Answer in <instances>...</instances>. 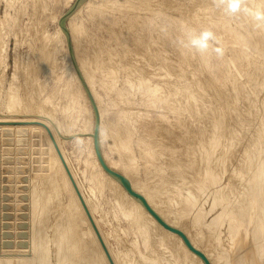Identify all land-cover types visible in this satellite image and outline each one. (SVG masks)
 <instances>
[{"label":"rangeland","instance_id":"1","mask_svg":"<svg viewBox=\"0 0 264 264\" xmlns=\"http://www.w3.org/2000/svg\"><path fill=\"white\" fill-rule=\"evenodd\" d=\"M65 1L67 0H0V122L8 120L7 118L13 115L8 112L6 106L8 102V95L11 92H14V88L15 92L16 90L18 91V97H21L22 100H20V108H24L25 111L27 110L26 112H28L29 109L28 113L24 114L23 110L22 112L17 113L18 118H20L21 121L31 117L39 119L41 115L36 112V110L39 111L40 107L45 106V109H47L48 105L51 108H55L54 110L56 112L59 111L57 112V115L61 120L62 116L64 115V113L62 115V109L65 106L66 108L63 110H68V107L71 108V102L74 97L72 94L73 90L67 83H65V81L67 82L66 78L68 74L64 73L65 68H68V61L65 58L63 59V54L58 50L59 48H57L58 45L56 46L52 42H47L48 44L45 42V45L42 46L44 41H41L43 40V37L49 38L48 36L51 37L54 35V33L57 31V26H59L60 18L73 6L77 0H70L72 3L70 2L71 4L68 7H65V4L69 3V0L67 2ZM87 1L88 0H83L81 5L85 4ZM148 1L149 0H142L137 4L139 7L143 8H138L137 5L135 8V4L132 5L133 8H130L129 6L127 7V0H89L90 5L94 8L96 7V10L89 14L87 12L88 10H86L84 7L78 16V22H81L80 24H82L83 30H81L83 33H81L83 40L81 43H83L85 48H82V50L85 52L83 54L85 57L87 55V61L89 56L90 58L92 57L91 60L93 58L96 59H93V62H91L89 59V62L92 65L89 62L88 63L91 65H89L90 68H92L95 63L92 71L95 73L93 77L96 91L101 100L102 106L107 110L105 123L109 126L107 131L108 136H106L105 139L103 138V141L101 142L103 146L100 144L103 148V152L110 160L116 161L117 163L119 161V164H121L120 166H122V168H126L127 166L128 170H131V173H133V179L137 180V182H140V184H145V186L149 187L148 189H152V192L154 191L156 195L159 194L158 201L162 200L161 203H164L162 208L164 210L166 209V212L169 213H171L173 210L171 213L172 215H169L168 213L167 214L172 216V219L175 218V221L177 220L176 218L178 216L177 223L179 222L184 231H187L188 229L189 235L193 240L196 241L198 246L201 247V245L198 244L201 243V248L203 250L206 248L207 252L211 246L212 249L214 248V250L210 249L208 253L211 254L210 256L213 259H217L218 261L219 259L221 260L220 263L217 260L214 261V264H221V262L222 264H232L238 257L240 258L237 260L241 259L240 261L246 262L243 264H264V33H262L264 31V21H260V25V22L254 18L255 12L259 10L264 12V0H240L242 6L240 9L241 12L238 11L236 13H233L231 10H229L228 5L230 0H179L180 2L178 0H174L175 2L172 0H150L152 1H149L150 3ZM144 2H146V4H143ZM43 5L44 7H41ZM81 5L79 7H81ZM117 5H120V7ZM142 5H145V7ZM245 5L248 6L246 7ZM146 7L149 8L146 10ZM161 8L164 10H161ZM189 8H191L193 11ZM125 9H129L131 13L129 10L125 11ZM136 9L137 13H135ZM161 11H163V13ZM240 13L243 14L241 15ZM194 14H196V16H194ZM190 15L193 19H191ZM53 16L58 17L57 23L55 22V18ZM181 16H186L187 18L183 17L184 19H182ZM225 19L228 21H225ZM37 21H39L41 25ZM190 21H193L194 25ZM180 22L183 25H180ZM227 24L229 25V29ZM102 25L105 26L103 27ZM255 25H257V27H255ZM195 26L196 28L194 29L197 32L194 31V29L190 30V28ZM157 27L159 29H157ZM15 28L18 29L16 30ZM205 30L211 31L214 34L215 39L209 42L210 46L208 51L204 52L202 55L201 53L195 51V49L190 46L189 42L191 38L195 37V35L197 36L200 32ZM239 33L242 34L241 38ZM83 35L85 36L83 37ZM106 41L110 42L108 43ZM239 43L243 46H241ZM49 44H52V47ZM53 44L55 45V48ZM141 44L146 48H144ZM146 44H149L147 45L148 47ZM185 45L189 46L185 47ZM91 48H93V50H91ZM215 48L222 49L223 56H217L214 51ZM52 49L54 53L51 52ZM106 49H108V51ZM39 51L40 53H45H41L43 54V63L41 64L38 62V65L36 62L38 61L37 58H39V55L42 56ZM132 53L134 55H132ZM94 54L96 56H94ZM68 57L71 63L69 53ZM104 58L108 60H105ZM112 58H114L113 61H111ZM200 59L203 60L204 63ZM51 64H53V66ZM17 65H21V67L19 66L21 70L17 67ZM30 65L33 67V69ZM187 65L188 67H186ZM96 66L98 70L96 69ZM228 67H231V69ZM98 72H100V75ZM114 72L117 74L115 75ZM251 72L252 74H250ZM228 73H230V75ZM36 74L38 75L36 76L37 78L34 77ZM61 74L63 77H59ZM104 75L106 77H109L110 75L111 78H106ZM260 75H262L263 78H260ZM186 76L190 77L187 78ZM131 77L134 78L132 79ZM166 77L168 79H166ZM32 78L33 80H31ZM129 79H131L134 83H132L131 80L129 81ZM38 83L40 84L37 85ZM216 83L219 84L217 85ZM107 84L108 86H106ZM182 84L186 87H184ZM63 85L68 86L63 87ZM39 86L42 89H40ZM126 88L127 90H125ZM155 88H157V90ZM252 88H254V90ZM36 89L37 92L38 90L39 92L41 90V93L36 94ZM218 89L220 91H218ZM65 90L68 94L66 95L67 99L66 97L64 98ZM121 90L124 93H122ZM57 91H59V93H57V95L52 98L53 100L50 99L48 101L47 99V102L44 104L46 98L52 96V93ZM247 93L250 94L247 95ZM34 95L37 96V99L34 97ZM25 97L29 100H25ZM70 97L72 99H70ZM173 103L174 107L172 105ZM40 104H43L44 106H41ZM72 115L75 116V113H72ZM87 116V114L79 116L77 123H80L82 119ZM261 117L263 121H261ZM13 128L14 127H11L10 130H0V264H73L74 262V264H102L101 262L103 261H101L102 259L99 258L98 252L95 250L96 247L94 248L95 245L93 243L91 244L90 242L91 240L88 236L89 231H86V226H82V222H77L78 217L80 218V216H78L79 214L77 212L76 213L78 215H76L75 211H73L71 208L73 207V204L71 205L72 202L69 200L70 195L68 190L63 188L65 186H63L62 180L54 174L53 175L56 178L52 176V179L54 178L52 182L49 179L51 174L49 175L50 172L48 171L46 165L48 160L46 155L41 154V152L44 153L42 151L43 140L38 137V140L37 138H34V142H32L33 140H30L29 133L27 131L20 130L19 128L13 130ZM114 129H116V131L118 130L117 133L120 135L117 134ZM159 133L161 134L159 135ZM257 133L261 135H258ZM74 138L75 135H70L68 139L65 138V152L71 164L73 165V168H75V170L77 169L76 171L78 173L79 180L82 181L85 192L90 193V189H96V186H94L92 182L88 181L90 174L89 172L91 171V166L87 164V160H85L88 158V149H85V143L77 144ZM38 142L41 143L39 144ZM43 158L45 160H43ZM133 161L135 163H133ZM172 162L174 163L172 164ZM133 166H135V168ZM54 180H57L56 183ZM158 180L162 183H160ZM51 183L52 186L50 185ZM102 183L103 184L101 185V188H97V191H95L96 195L93 197V199L96 203H98V209L100 210L101 208L102 210H98V215L103 218V230L105 232H109V243L115 252H118V255L120 254L119 251L121 252L119 255L120 257H118L119 259L121 258L120 260L123 261H121L123 264L125 261H129V264H157V262L158 264H173V261L175 264H184V261L185 264H196V262L192 260L191 257L186 255L184 251V253H181L182 249L170 236L168 237L163 235V237H158L162 234L154 232V229H151L152 233L149 232L148 234L146 229L140 231V229L136 227V224H133V221L128 217H124V219V208L122 209L124 205L120 204V207L118 205V203L122 202V197L119 196L118 193L111 192V189L105 185V181ZM55 185H57L56 188L58 187L59 191L55 188ZM154 188L157 191L153 190ZM100 189L102 191H100ZM115 194L117 197H120L118 200L117 197L114 196ZM117 201L119 202L117 203ZM261 201L263 203H261ZM161 203L159 202L160 206ZM184 203L187 205V207H185L186 205ZM67 205L71 206L68 207ZM112 208L114 210H112ZM99 213H101V215ZM186 213L189 214L186 215ZM65 214L67 217L64 216ZM74 215L78 216L76 217L77 220L75 219ZM195 216H197V218ZM232 218L234 220H232ZM199 220L200 225L198 223ZM189 222L192 223L189 224ZM194 222H197V224ZM182 224L185 225V227ZM194 225L198 226L196 227ZM135 231L139 232V234H136ZM141 233H143L142 235L145 236L143 237ZM155 233L158 235L156 237L159 242L156 240ZM191 234H198L196 235L198 237L201 235L202 236L200 237L201 239H199L196 238L195 235L193 236ZM85 235L89 238H86ZM165 238L170 239L168 241ZM86 240L90 241L87 242ZM144 241L146 242L144 243ZM169 242H171V245L172 242L175 244L177 243V246L173 243L174 246L171 248ZM235 252H237V255ZM255 253H258V255ZM216 254L219 259L216 256H213ZM234 254L235 256H233ZM244 254L247 255L248 261L242 260L246 259ZM176 255L178 256L177 259L175 258L177 257ZM220 255H222V257H220ZM249 255L250 257H253V259L250 258ZM231 257H236V259ZM174 258L177 262L174 260ZM190 260L194 262H190Z\"/></svg>","mask_w":264,"mask_h":264},{"label":"bare ground","instance_id":"2","mask_svg":"<svg viewBox=\"0 0 264 264\" xmlns=\"http://www.w3.org/2000/svg\"><path fill=\"white\" fill-rule=\"evenodd\" d=\"M41 1V0H40ZM42 1H44V0H42ZM45 1H47V0H45ZM59 1V0H58ZM64 1V0H63ZM68 1V0H67ZM67 1H65V2H67ZM140 1H142V0H139V1H135V0H127V7L129 6L130 8H133V6L132 5H134V7L140 2ZM144 1H147V0H144ZM150 1V0H149ZM148 1V2H149ZM153 1V0H152ZM152 1H150V2H152ZM172 1H174V0H172ZM171 1V2H172ZM179 1V0H178ZM186 1V0H185ZM205 1V0H204ZM227 1H229V0H227ZM227 1H225V2H227ZM261 1V0H260ZM72 3V1H70L69 0V3H67V4H65V7L67 6H69L71 3ZM147 2V3H148ZM149 2V3H150ZM161 2V1H160ZM175 2V1H174ZM173 2V3H174ZM180 2V1H179ZM224 2V1H223ZM242 2V1H241ZM249 2V1H248ZM53 3V2H52ZM109 3V2H108ZM113 3V2H112ZM170 3V2H169ZM168 3V4H169ZM228 3V2H227ZM263 3V2H262ZM125 4V3H124ZM143 4H146V2H144ZM155 4H157V3H155ZM161 4V3H160ZM246 4V3H245ZM247 4H249V3H247ZM101 5V4H100ZM104 5V4H103ZM106 5V4H105ZM113 5H116V4H113ZM140 5V4H139ZM164 5V4H163ZM173 5V4H172ZM181 5V4H180ZM226 5V4H225ZM112 6V5H111ZM118 6V5H117ZM125 6V5H124ZM138 6V5H137ZM136 6V7H137ZM142 6H144L145 7V5H142ZM147 6H148V4H147ZM150 6H152V5H150ZM159 6H162V5H159ZM165 6V5H164ZM182 6V5H181ZM246 6V5H245ZM248 6V5H247ZM246 6V7H247ZM258 6V5H257ZM263 6V5H262ZM41 7H44V5L43 6H41ZM86 8V10H88L87 12L90 14L92 11H95L96 10V7L94 8V7H92L91 5H90V3H89V0L85 3V4H83V5H81V7H79L76 11H75V13H73V15H71L70 17H69V19H68V21H67V28H68V30H69V32H70V34H71V38H72V42H73V48H74V51H75V56H76V59H77V62H78V64H79V68H80V70H81V72H82V74H83V77H84V79H85V81L87 82V85L89 86V89L91 90V93L93 94V96H94V98H95V101H96V103H97V106H98V108H99V112H100V130H99V139H100V144H101V142L103 141V138L105 139V137L106 136H108L107 135V131H108V128H109V126L105 123V117H106V109L102 106V104H101V100H100V98H99V96H98V93H97V91H96V87H95V82H94V77H93V75L95 74L94 73V71H92L93 69V66L95 65V63H94V65L92 66V68H90V66L92 65L90 62H89V59L91 60V58H90V56L88 57L89 59H88V61L86 60L87 59V55H86V57L84 56V54L83 53H85L84 52V50H82V48H84V45H83V43H81V42H83V40H82V32H81V30H82V24H80L79 22H78V16L80 15V13H81V11H82V9L83 8ZM103 7V6H102ZM105 7V6H104ZM109 7H110V5H109ZM108 7V8H109ZM118 7H120V5L118 6ZM135 7V8H136ZM173 7H174V5H173ZM242 7V6H241ZM246 7H245V9H246ZM98 8H99V6H98ZM106 8V7H105ZM111 8V7H110ZM138 8H143V7H139L138 6ZM137 8V9H138ZM149 8V7H148ZM147 7L145 8L146 10L148 9ZM157 8H158V5H157ZM156 8V9H157ZM160 8V7H159ZM164 8V7H163ZM163 8H161V10H164ZM166 8V7H165ZM193 8V7H192ZM209 8V7H208ZM226 8V7H225ZM258 8V7H257ZM33 9V8H32ZM100 9H102V8H100ZM137 9H136V12L135 13H137ZM152 9V8H151ZM154 9H155V7H154ZM171 9V8H170ZM175 9H177V8H175ZM189 9H191V8H189ZM203 9V8H202ZM244 9V10H245ZM263 9V8H262ZM46 10H47V7H46ZM106 10V9H105ZM127 10H129V9H127ZM126 9H125V11H127ZM135 10V9H134ZM139 10V9H138ZM142 10V9H141ZM159 10V9H158ZM192 10V9H191ZM230 10V9H229ZM98 11V10H97ZM117 11V10H116ZM119 11V10H118ZM130 11V10H129ZM193 11V10H192ZM207 11V10H206ZM221 11V10H220ZM224 11V10H223ZM252 11V10H251ZM260 11V10H259ZM26 12V11H25ZM43 12V11H42ZM47 12V11H46ZM100 12V11H99ZM123 12V11H122ZM159 12V11H158ZM157 12V13H158ZM162 13H163V11H161ZM199 12V11H198ZM216 12V11H215ZM229 12V11H228ZM241 12V11H240ZM248 12V11H247ZM130 13H131V11H130ZM140 13H142V12H140ZM182 13V12H181ZM184 13V12H183ZM211 13H213V12H211ZM225 13V12H224ZM47 14V13H46ZM161 14V13H160ZM180 14V13H179ZM191 14H192V12H191ZM198 14V13H197ZM230 14V13H229ZM241 14V13H240ZM243 14V13H242ZM241 14V15H242ZM250 14V13H249ZM44 15H45V13H44ZM43 15V16H44ZM154 15V14H153ZM182 15V14H181ZM211 15V14H210ZM213 15V14H212ZM216 15H217V13H216ZM215 15V16H216ZM226 15V14H225ZM228 15V14H227ZM34 16V15H33ZM50 16H52V15H50ZM138 16V15H137ZM156 16V15H155ZM191 16V15H190ZM194 16H196V14H194ZM207 16V15H206ZM238 16V15H237ZM249 16V15H248ZM39 17V16H38ZM42 17V16H41ZM49 17V16H48ZM54 17V16H53ZM52 17V18H53ZM151 17H153V16H151ZM182 17V16H181ZM183 17H186V16H183ZM182 17V19H184ZM211 17V16H210ZM219 17V16H218ZM251 17V16H250ZM30 18V17H29ZM55 19V22L57 23V21H58V17H54ZM89 18V17H88ZM157 18V17H156ZM165 18V17H164ZM163 18V19H164ZM187 18V17H186ZM196 18V17H195ZM227 18V17H226ZM239 18V17H238ZM44 19H46V18H44ZM89 19H91V18H89ZM191 19H193L192 18V16H191ZM190 19V20H191ZM210 19H213V18H210ZM218 19H220V18H218ZM224 19V18H223ZM47 20V19H46ZM96 20H97V18H96ZM206 20V19H205ZM230 20V19H229ZM246 20V19H245ZM249 20H251V19H249ZM98 21V20H97ZM96 21V22H97ZM162 21V20H161ZM183 21V20H182ZM188 21H189V17H188ZM214 21V20H213ZM216 21H217V19H216ZM225 21H228V20H226L225 19ZM254 21V20H253ZM38 23H39V21H37ZM36 22V23H37ZM95 22V21H94ZM125 22V21H124ZM165 22V21H164ZM167 22V21H166ZM186 22V21H185ZM191 22V21H190ZM203 22V21H202ZM208 22V21H207ZM220 22H221V20H220ZM255 22V21H254ZM258 22H260V21H258ZM192 24H193V21L191 22ZM191 23H190V26H191ZM247 23V22H246ZM252 23V22H251ZM40 24V23H39ZM96 24V23H95ZM100 24V23H99ZM98 24V25H99ZM105 24V23H104ZM179 24V23H178ZM182 23L180 22V25H181ZM187 24H189V23H187ZM205 24V23H204ZM210 24V23H209ZM224 24H225V22H224ZM240 24V23H239ZM255 24H257V23H255ZM41 25V24H40ZM138 25V24H137ZM174 25V24H173ZM183 25V24H182ZM194 25V24H193ZM195 25H197V24H195ZM218 25H219V22H218ZM228 25V24H227ZM226 25V26H227ZM236 25V24H235ZM243 25V24H242ZM257 25H259V24H257ZM257 25H255V27H257ZM260 25H261V22H260ZM264 25V24H263ZM103 27L105 26V25H102ZM108 26H109V23H108ZM136 26V25H135ZM166 26V25H165ZM221 26H222V24H221ZM140 27H141V25H140ZM176 27V26H175ZM187 27L189 28V26L187 25ZM208 27V26H207ZM244 27V26H243ZM13 28V27H12ZM108 28V27H107ZM121 28V27H120ZM137 28V27H136ZM163 28V27H162ZM178 28H179V26H178ZM177 28V29H178ZM194 28H196V26L195 27H192V28H190V30H192V29H194ZM199 28V27H198ZM209 28V27H208ZM215 28H217V27H215ZM236 28V27H235ZM258 28H260V27H258ZM257 28V29H258ZM16 30L18 29V28H15ZM41 29V28H40ZM103 29V28H102ZM118 29V28H117ZM133 29V28H132ZM157 29H159L158 27H157ZM164 29V28H163ZM185 29V28H184ZM228 29H229V25H228ZM231 29V28H230ZM238 29V28H237ZM249 29V28H248ZM251 29V28H250ZM257 29H255V30H257ZM25 30V29H24ZM37 30V29H36ZM104 30V29H103ZM125 30V29H124ZM165 30V29H164ZM178 30H180V29H178ZM219 30V29H218ZM225 30V29H224ZM83 31V30H82ZM109 31V30H108ZM122 31V30H121ZM142 31V30H141ZM141 31H139V32H141ZM194 31H196L195 29H194ZM193 31V32H194ZM235 31V30H234ZM243 31V30H242ZM253 31V30H252ZM259 31V30H258ZM261 31V30H260ZM23 32V31H22ZM36 32V31H35ZM40 32V31H39ZM107 32V31H106ZM116 32V31H115ZM123 32V31H122ZM158 32H159V30H158ZM163 32V31H162ZM162 32H161V34H162ZM197 32V31H196ZM232 32V31H231ZM230 32V33H231ZM237 32V31H236ZM254 32V31H253ZM252 32V33H253ZM255 32H257V31H255ZM17 33V32H16ZM25 33V32H24ZM82 33V34H81ZM118 33V32H117ZM136 33V32H135ZM142 33V32H141ZM190 33H192V32H190ZM227 33H228V30H227ZM235 33V32H234ZM242 33V32H241ZM258 33V32H257ZM262 33H264V31L262 32ZM40 34V33H39ZM129 34V33H128ZM132 34V33H131ZM139 34V33H138ZM193 34V33H192ZM195 34V33H194ZM240 34V33H239ZM249 34V33H248ZM42 35V34H41ZM122 35V34H121ZM141 35V34H140ZM144 35H145V33H144ZM186 35V34H185ZM188 35V34H187ZM190 35V34H189ZM241 35L242 34H240V38H241ZM253 35H254V33H253ZM264 35V34H263ZM85 35H83V37H84ZM153 36V35H152ZM163 36H165V35H163ZM170 36V35H169ZM196 36V35H195ZM26 37V36H25ZM39 37V36H38ZM43 37V36H42ZM49 38H46V37H43V40H41L40 38V40L41 41H44V44L42 45V46H44L45 45V42L47 43V42H52V43H54L56 46L58 45V47L57 48H59L58 50L63 54V59L65 58V59H67V61H68V68H65V70H64V73L66 74H68V76H67V78H66V80H67V82L65 81V83H67L68 85H69V87H71L72 88V94H73V100H72V105H71V108L70 107H68V110H63L64 108H66V106L64 107V105H63V109H62V115H63V113H64V117L62 116V118H61V120L59 119V117H58V113L57 112H59V111H55L54 109L55 108H51V107H49V105H48V107H47V109H45V107H40L39 108V111L38 110H36V112H38L40 115H41V117L39 118V119H35V118H33V117H31V118H28V119H26V120H22L21 121V119L20 118H18V114L17 113H20V112H22V110L24 111V114L25 113H28L29 112V109H28V112H26L25 110H24V108L23 109H21L20 107H21V105H20V102L22 101L21 100V97L19 98L18 97V91L16 90V92H15V88H14V92H11L9 95H8V99H7V109H8V112L9 113H11V114H13L11 117H9V118H7L8 120H4V122H0V123H13V122H18V123H30L31 125H26V126H24V127H22V126H6V125H3V126H0V130H3V129H5V130H10V128L11 127H14L13 128V130L14 129H20V130H24V131H27L28 133H29V137H30V140L32 141V142H34V138H37V140L39 139L38 137H40L42 140H43V149H42V151L44 152V153H42L41 152V154L42 155H46V157H47V169H48V171L50 172H48L49 173V175L51 174V177L49 178L50 179V181L52 182L53 181V179L54 178H56L54 175H56V176H58L61 180H62V182H63V186H65V187H63V188H66L67 190H68V193H69V195H70V201L72 202L71 203V205L73 206V207H71L72 209H73V211H75V213H76V215H78V216H80V218L78 217V216H76V215H74L75 216V219H76V217H78V221L77 222H82V226H86V231L88 230L89 232H88V236L90 237V240H88V241H90L91 242V244L93 243L95 246H94V248L96 247V251L98 252V256H99V258H101L102 260L101 261H103V262H101L102 264H108V261L106 260V258H105V255H104V252H103V250H102V248H100L101 246L99 245L98 246V241H97V239H96V237H95V234H93L92 233V231L93 230H91L92 229V227H91V225H90V223H89V221H87L88 219H87V217H86V215H85V213H84V211H83V208H82V206H81V204H80V202H79V200H78V198H77V196H76V194H75V192H74V190H73V188H72V186H71V184H70V181H69V179H68V177H67V175H66V173H65V171H64V169H63V167H62V165H61V162H60V160H59V157H58V155H57V152H56V150H55V148H54V146H53V143H52V141H51V138H50V136H49V134H48V132H47V130L42 126V125H45L46 127H48L49 129H50V131H51V133H52V135H53V137H54V139H55V141H56V143H57V145H58V148L60 149V151H61V153H62V155H63V157H64V159H65V161H66V163H67V165H68V167H69V169H70V171H71V173H72V175H73V177H74V179H75V181H76V183H77V185H78V187H79V190L81 191V194L83 195V198H84V200H85V202H86V204H87V207L89 208V211L91 212V215H92V217H93V219H94V221H95V223H96V225H97V227H98V229H99V231H100V233H101V235H102V237H103V240H104V242H105V244H106V246H107V248H108V250H109V252H110V254H111V256H112V258H113V261L115 262V264H123L122 262V260H120L119 259V255L121 254V252L119 251V255H118V252H115V250L113 249V247L110 245V243H109V236H110V234H109V232H105L104 230H103V225H104V221H103V218L101 217V216H99L98 215V203H96L95 201H94V199H93V197L96 195V193H95V191H97V188L99 189V188H101V185L103 184L102 182L103 181H105V185H107V187H109V189H111V192H113V193H118L119 194V196H121L122 198V202H120V203H118L119 201H120V199H119V201H117V203H118V205H119V207H120V204L121 205H124L123 207H122V209H123V213H124V215L125 216H123V218L125 217H128L130 220H132L133 221V224L135 223L136 224V227L138 228V229H140V231L141 230H144V229H146L147 230V233L149 234V232L150 233H152V230L154 229V232H158L159 234H162V235H156V233H155V237L156 236H158V237H163V235H166V236H170L171 238H173L174 240H175V242H177L178 243V246H180V248L182 249V252L181 253H184L185 252V254L186 255H188L189 257H191V259L192 260H194L195 262H196V264H203L202 262H201V260L199 259V258H197L196 256H194L193 254H191L188 250H187V248L183 245V243H182V241H181V239L180 238H178L177 236H175V235H173V234H171V233H169V232H167V231H165V230H163L154 220H153V218L144 210V208L140 205V203L139 202H137L136 200H134L133 198H131L126 192H125V190L123 189V187H121V185L118 183V182H116L115 180H113L112 178H110L104 171H103V169L101 168V166H100V164H99V162H98V160H97V157H96V154H95V151H94V146H93V139H92V137H91V135L93 134V112H92V110H91V107H90V104H89V101H88V99H87V96H86V94H85V92H84V90H83V88H82V86H81V83H80V81H79V79H78V77L76 76V74H75V72H74V70H73V68H72V66H71V63H70V60H69V57H68V53H67V49H66V43H65V38H64V35H63V33L61 32V30H60V28H59V26H57V31L54 33V35L53 36H48ZM141 37H143V36H141ZM171 37V36H170ZM192 37V36H191ZM249 37V36H248ZM126 38H127V36H126ZM144 38V37H143ZM166 38V37H165ZM237 38H239V37H237ZM106 39V38H105ZM131 39V38H130ZM146 39V38H145ZM161 39V38H160ZM235 39V38H234ZM243 39H244V37H243ZM259 39V38H258ZM31 40V39H30ZM39 40V41H40ZM85 40H86V38H85ZM125 40V39H124ZM155 40V39H154ZM165 40V39H164ZM174 40V39H173ZM181 40V39H180ZM185 40V39H184ZM238 40H240V39H238ZM246 40H248V39H246ZM89 41V40H88ZM133 41V40H132ZM162 41V40H161ZM168 41V40H167ZM242 41V40H241ZM23 42V41H22ZM106 42H110V41H106ZM134 42L136 43V41L134 40ZM147 42V41H146ZM157 42V41H156ZM162 42H164V41H162ZM188 42V41H187ZM186 42V43H187ZM238 42V41H237ZM84 43H85V41H84ZM93 43V42H92ZM98 43V42H97ZM113 43V42H112ZM126 43V42H125ZM158 43V42H157ZM176 43V42H175ZM235 43V42H234ZM240 43H242V42H240ZM239 43V44H240ZM246 43V42H245ZM40 44V43H39ZM48 44V43H47ZM53 44V46H54V48H55V45ZM134 44V43H133ZM163 44H165V43H163ZM184 44V43H183ZM247 44V43H246ZM254 44V43H253ZM22 45V44H21ZM49 45H51V47H52V44H49ZM83 45V46H82ZM88 45V44H87ZM90 45H92V44H90ZM95 45V44H94ZM116 45V44H115ZM142 45V44H141ZM140 45V46H141ZM147 45H149V44H146V46ZM179 45V44H178ZM236 45V44H235ZM241 45V44H240ZM249 45V44H248ZM247 45V46H248ZM41 46V47H42ZM144 48H146L144 45H142ZM156 46V45H155ZM163 46V45H162ZM237 46V45H236ZM239 46V45H238ZM241 46H243V45H241ZM30 47V46H29ZM34 47H35V45H34ZM48 47V46H47ZM89 47V46H88ZM127 47V46H126ZM148 47V46H147ZM152 47V46H151ZM151 47H150V49H151ZM164 47V46H163ZM174 47V46H173ZM186 47V46H185ZM258 47V46H257ZM44 48H46V47H44ZM56 48V49H57ZM95 48V47H94ZM110 48V47H109ZM142 48V47H141ZM179 48H180V46H179ZM246 48V47H245ZM250 48V47H249ZM261 48V47H260ZM39 49V48H38ZM43 49V48H42ZM42 49H40V50H42ZM47 49V48H46ZM55 49V50H56ZM85 49V48H84ZM134 49V48H133ZM139 49V48H138ZM149 49V50H150ZM154 49V48H153ZM191 49V48H190ZM248 49V48H247ZM255 49H257V48H255ZM35 50V49H34ZM44 50V49H43ZM91 50H93V48H91ZM100 50V49H99ZM107 51H108V49H106ZM114 50V49H113ZM136 50V49H135ZM146 50V49H145ZM166 50V49H165ZM253 50V49H252ZM45 51V50H44ZM49 51H51V50H49ZM58 51V52H59ZM116 51V50H115ZM124 51H126V50H124ZM130 51V50H129ZM129 51H127V52H129ZM139 51H141V50H139ZM190 51V50H189ZM193 51V50H192ZM264 51V50H263ZM51 52H53V49H52V51ZM56 52V51H55ZM93 52H95V51H93ZM100 52V51H99ZM132 52V51H131ZM147 52H149V51H147ZM153 52V51H152ZM152 52H150V53H152ZM159 52V51H158ZM236 52V51H235ZM254 52V51H253ZM38 53V52H37ZM39 53H40V51H39ZM41 53H45V52H41ZM40 53V54H41ZM54 53V52H53ZM92 53V52H91ZM112 53V52H111ZM113 53H114V51H113ZM124 53H126V52H124ZM142 53V52H141ZM178 53V52H177ZM182 53V52H181ZM180 53V54H181ZM88 54H90V53H88ZM104 54V53H103ZM147 54V53H146ZM179 54V53H178ZM250 54V53H249ZM42 56H38L39 58H37L38 59V61H36L37 62V64L39 65V63H43V59H42V57H43V54H41ZM45 55V54H44ZM54 55V54H53ZM101 55V54H100ZM99 55V56H100ZM127 55V54H126ZM132 55H134L133 53H132ZM197 55H199V54H197ZM203 55V54H202ZM206 55V54H205ZM244 55H246V54H244ZM251 55V54H250ZM32 56H34V55H32ZM48 56V55H47ZM55 56V55H54ZM94 56H96L95 54H94ZM98 56V55H97ZM112 56V55H111ZM140 56V55H139ZM147 56H148V54H147ZM162 56V55H161ZM186 56V55H185ZM223 56V55H222ZM253 56V55H252ZM25 57H26V55H25ZM106 57V56H105ZM110 57V56H109ZM181 57H182V55H181ZM193 57V56H192ZM34 58V57H33ZM36 58V57H35ZM96 58V57H95ZM99 58H101V57H99ZM103 58V57H102ZM121 58V57H120ZM135 58V57H134ZM140 58V57H139ZM157 58V57H156ZM166 58V57H165ZM179 58H180V56H179ZM178 58V59H179ZM183 58V57H182ZM181 58V59H182ZM243 58H245V57H243ZM261 58V57H260ZM26 59V58H25ZM59 59V58H58ZM94 59V58H93ZM92 59V60H93ZM105 59V58H104ZM110 59V58H109ZM113 59L114 58H112L111 59V61H113ZM116 59V58H115ZM228 59V58H227ZM246 59V58H245ZM16 60H17V58H16ZM20 60V59H19ZM18 60V61H19ZM91 60V62H93ZM94 60H96V59H94ZM98 60V59H97ZM99 60H101V59H99ZM105 60H108V59H105ZM157 60V59H156ZM164 60H166V59H164ZM192 60V59H191ZM201 60V59H200ZM199 60V61H200ZM224 60V59H223ZM249 60V59H248ZM264 60V59H263ZM202 62H203V60H201ZM225 61V60H224ZM227 61V60H226ZM258 61V60H257ZM29 62V61H28ZM39 62V63H38ZM53 62V61H52ZM91 64H89V63ZM97 62V61H96ZM144 62V61H143ZM154 62V61H153ZM161 62V61H160ZM184 62H186V61H184ZM192 62V61H191ZM196 62V61H195ZM208 62V61H207ZM232 62V61H231ZM235 62V61H234ZM251 62V61H250ZM46 63V62H45ZM48 63V62H47ZM51 63V62H50ZM61 63H62V61H61ZM98 63V62H97ZM114 63V62H113ZM204 63V62H203ZM202 63V64H203ZM225 63V62H224ZM228 63V62H227ZM22 64V63H21ZM32 64V63H31ZM58 64H60V63H58ZM190 64V63H189ZM27 65V64H26ZM49 65V64H48ZM52 66H53V64H51ZM62 65V64H61ZM90 65V66H89ZM100 65V64H99ZM105 65V64H104ZM107 65H108V63H107ZM115 65V64H114ZM186 65V64H185ZM196 65V64H195ZM229 65V64H228ZM232 65H234V64H232ZM250 65H252V64H250ZM264 65V64H263ZM263 65H261V66H263ZM20 67H21V65H19ZM19 66L17 65V67L19 68ZM29 66V65H28ZM27 66V67H28ZM31 66V65H30ZM125 66V65H124ZM169 66V65H168ZM180 66V65H179ZM198 66H199V64H198ZM202 66V65H201ZM206 66V65H205ZM60 67V66H59ZM110 67V66H109ZM112 67H114V66H112ZM186 67H188V65L186 66ZM233 67V66H232ZM259 67V66H258ZM31 68L33 69V67L31 66ZM41 68V67H40ZM43 68V67H42ZM45 68V67H44ZM58 68V67H57ZM111 68V67H110ZM109 68V69H110ZM157 68V67H156ZM182 68V67H181ZM191 68V67H190ZM202 68H203V66H202ZM207 68V67H206ZM229 68V67H228ZM17 69V68H16ZM20 70H21V68H19ZM30 69V68H29ZM31 69V70H32ZM51 69H52V67H51ZM96 69H97V66H96ZM101 69V68H100ZM104 69V68H103ZM108 69V70H109ZM114 69V68H113ZM124 69V68H123ZM133 69V68H132ZM200 69V68H199ZM221 69V68H220ZM229 69H231V67L229 68ZM233 69V68H232ZM263 69H264V67H263ZM38 70V69H37ZM98 70V69H97ZM111 70V69H110ZM126 70V69H125ZM159 70V69H158ZM179 70V69H178ZM177 70V71H178ZM196 70V69H195ZM223 70V69H222ZM237 70V69H236ZM261 70H262V68H261ZM19 71V70H18ZM36 71V70H35ZM104 71H107V70H104ZM113 71V70H112ZM121 71L123 72V70L121 69ZM185 71V70H184ZM192 71V70H191ZM227 71H228V69H227ZM43 72V71H42ZM194 72V71H193ZM19 73H21V72H19ZM19 73H18V75H19ZM28 73V72H27ZM100 72H98V74H99ZM107 73V72H106ZM109 73H110V71H109ZM108 73V74H109ZM115 73V72H114ZM183 73V72H182ZM191 73V72H190ZM200 73H202V72H200ZM204 73V72H203ZM259 73V72H258ZM34 74H35V72H34ZM37 74H39V73H37ZM35 75L34 77H36V76H38V75ZM117 73H115V75H116ZM160 74V73H159ZM227 74V73H226ZM229 75H230V73H228ZM236 74V73H235ZM250 74H252V72L250 73ZM255 74V73H254ZM16 75V74H15ZM31 75V74H30ZM46 75V74H45ZM100 75V74H99ZM98 75V76H99ZM101 75H102V73H101ZM113 75V74H112ZM189 75V74H188ZM191 75V74H190ZM206 75V74H205ZM224 75V74H223ZM233 75V74H232ZM17 76V75H16ZM20 76H22V75H20ZM29 76V75H28ZM59 76V75H58ZM97 76V77H98ZM105 76V75H104ZM175 76V75H174ZM185 76V75H184ZM207 76V75H206ZM261 77L260 78H263L262 77V75H260ZM15 77V76H14ZM59 77H63L62 76V74H61V76H59ZM100 77H102V76H100ZM106 77V76H105ZM108 77V76H107ZM106 77V78H107ZM109 77H110V75H109ZM108 77V78H109ZM114 77V76H113ZM179 77V76H178ZM187 77V76H186ZM185 77V78H186ZM188 77H190V76H188ZM187 77V78H188ZM199 77V76H198ZM204 77V76H203ZM229 77H231V76H229ZM259 77V76H258ZM18 78H19V76H18ZM17 78V79H18ZM21 78V77H20ZM29 78V77H28ZM37 78V77H36ZM53 78V77H52ZM55 78V77H54ZM56 78H57V76H56ZM111 78V77H110ZM132 78V77H131ZM134 78V77H133ZM132 78V79H133ZM136 78H137V76H136ZM144 78V77H143ZM201 78V77H200ZM60 79V78H59ZM148 79V78H147ZM166 79H168L167 77H166ZM182 79V78H181ZM192 79H193V77H192ZM204 79V78H203ZM234 79V78H233ZM232 79V80H233ZM255 79V78H254ZM253 79V80H254ZM16 80V79H15ZM29 80V79H28ZM31 80H33V78L31 79ZM54 80V79H53ZM57 80V79H56ZM97 80V79H96ZM106 80V79H105ZM112 80V79H111ZM131 79H129V81H130ZM139 80V79H138ZM186 80V79H185ZM188 80V79H187ZM202 80V79H201ZM212 80V79H211ZM219 80H220V77H219ZM229 80V79H228ZM132 81V80H131ZM192 81V80H191ZM205 81V80H204ZM225 81V80H224ZM251 81V80H250ZM258 81V80H257ZM39 82V81H38ZM100 82V81H99ZM102 82V81H101ZM107 82V81H106ZM112 82H113V80H112ZM126 82H127V78H126ZM141 82V81H140ZM186 82V81H185ZM214 82H215V80H214ZM219 82V81H218ZM33 83V82H32ZM103 83V82H102ZM132 83H134L133 81H132ZM131 83V84H132ZM137 83V82H136ZM188 83V82H187ZM224 83V82H223ZM232 83V82H231ZM252 83V82H251ZM13 84V83H12ZM35 84V83H34ZM40 83H38L37 85H39ZM104 84V83H103ZM112 84V83H111ZM111 84H110V86H111ZM116 84V83H115ZM195 84V83H194ZM208 84V83H207ZM217 84V83H216ZM219 84V83H218ZM217 84V85H218ZM16 85V84H15ZM14 85V86H15ZM24 85V84H23ZM29 85H32V84H29ZM68 85H66V86H64L63 85V87H67ZM114 85V84H113ZM127 85V84H126ZM137 85V84H136ZM170 85V84H169ZM173 85V84H172ZM183 85V84H182ZM196 85V84H195ZM201 85V84H200ZM264 85V84H263ZM12 86V85H11ZM13 86V87H14ZM17 86V85H16ZM19 86V85H18ZM35 86V85H34ZM98 86H100V85H98ZM106 86H108V84L106 85ZM161 86V85H160ZM167 86V85H166ZM184 87H186L185 85H183ZM209 86V85H208ZM216 86V85H215ZM260 86V85H259ZM262 86V85H261ZM12 87V88H13ZM113 87V86H112ZM121 87V86H120ZM123 87V86H122ZM130 87H131V85H130ZM134 87V86H133ZM132 87V88H133ZM136 87V86H135ZM138 87V86H137ZM153 87V86H152ZM163 87V86H162ZM175 87V86H174ZM197 87V86H196ZM210 87V86H209ZM18 88V87H17ZM36 88H38V87H36ZM39 88H40V86H39ZM111 88V87H110ZM114 88V87H113ZM128 88V87H127ZM127 88L125 89V90H127ZM131 88V89H132ZM143 88V87H142ZM173 88V87H172ZM187 88H189V87H187ZM25 89V88H24ZM23 89V90H24ZM40 89H42V88H40ZM44 89V88H43ZM156 90H157V88H155ZM182 89V88H181ZM186 89V88H185ZM194 89V88H193ZM253 90H254V88H252ZM260 89V88H259ZM22 90V91H23ZM33 90H35V89H33ZM32 90V91H33ZM103 90V89H102ZM111 90H112V88H111ZM110 90V91H111ZM123 90V89H122ZM122 90H121V92H122ZM174 90V89H173ZM187 90V89H186ZM185 90V91H186ZM201 90V89H200ZM203 90V89H202ZM206 90V89H205ZM210 90V89H209ZM249 90V89H248ZM63 91V90H62ZM175 91V90H174ZM178 91V90H177ZM218 91H220L219 89H218ZM233 91H234V89H233ZM10 92V91H9ZM25 92V91H24ZM31 92V91H30ZM43 92V91H42ZM155 92V91H154ZM235 92V91H234ZM244 92H245V90H244ZM36 94L37 93H41V90H40V92H39V90H38V92H37V89H36V92H35ZM34 93V94H35ZM57 93H59V91H57V92H53L52 93V96H50V97H47L46 98V100H45V102H44V104L47 102V99H48V101L50 100V99H52V98H54L56 95H57ZM65 96H64V98L66 97V99H67V96L66 95H68L67 94V92H66V90H65ZM119 93H120V91H119ZM122 93H124V92H122ZM219 93V92H218ZM246 93V92H245ZM253 93H254V91H253ZM33 94V93H32ZM35 94V95H36ZM131 94V93H130ZM193 94H194V92H193ZM201 94V93H200ZM211 94V93H210ZM248 94H250V93H247V95ZM34 95V97L37 99V96H35ZM64 95V94H63ZM71 95V94H70ZM198 95H199V93H198ZM204 95V94H203ZM212 95V94H211ZM210 95V96H211ZM243 95H245V94H243ZM261 95V94H260ZM21 96V95H20ZM124 96V95H123ZM128 96V95H127ZM131 96V95H130ZM186 96V95H185ZM188 96V95H187ZM194 96V95H193ZM192 96V97H193ZM200 96V95H199ZM214 96V95H213ZM24 97V96H23ZM28 97V96H27ZM218 97V96H217ZM226 97V96H225ZM236 97V96H235ZM119 98H121V97H119ZM194 98V97H193ZM214 98V97H213ZM212 98V99H213ZM222 98V97H221ZM246 98V97H245ZM255 98V97H254ZM24 99V98H23ZM26 99H28V98H26L25 97V100ZM38 99H39V97H38ZM70 99H72L71 97H70ZM126 99V98H125ZM192 99V98H191ZM196 99V98H195ZM238 99V98H237ZM263 99V98H262ZM21 100V101H20ZM29 100V99H28ZM27 100V101H28ZM53 100V99H52ZM51 100V101H52ZM65 100V99H64ZM186 100V99H185ZM201 100V99H200ZM222 100V99H221ZM235 100V99H234ZM247 100H248V98H247ZM252 100V99H251ZM255 100H257V99H255ZM44 101V100H43ZM103 101V100H102ZM128 101V100H127ZM195 101V100H194ZM205 101V100H204ZM63 102H65V101H63ZM175 102V101H174ZM179 102V101H178ZM186 102H188V101H186ZM192 102V101H191ZM218 102H220V101H218ZM252 102V101H251ZM23 103V102H22ZM49 103V102H48ZM184 103H185V101H184ZM204 103V102H203ZM41 105V104H40ZM55 105V104H54ZM65 105H67V104H65ZM173 105V107H174V103L172 104ZM188 105V104H187ZM194 105V104H193ZM192 105V106H193ZM249 105V104H248ZM41 106H44L43 104L41 105ZM56 106V105H55ZM114 106V105H113ZM38 107V106H37ZM178 107V106H177ZM186 107V106H185ZM187 107H189V106H187ZM197 107V106H196ZM195 107V108H196ZM203 107V106H202ZM219 107V106H218ZM232 107V106H231ZM36 108V107H35ZM183 108V107H182ZM230 108V107H229ZM188 109V108H187ZM193 109V108H192ZM231 109V108H230ZM229 109V110H230ZM235 109V108H234ZM172 110V109H171ZM185 110V109H184ZM218 110V109H217ZM219 110H220V108H219ZM248 110V109H247ZM34 111V110H33ZM178 111V110H177ZM225 111V110H224ZM192 112V111H191ZM196 112V111H195ZM194 112V113H195ZM199 112V111H198ZM250 112V111H249ZM72 113H75V116H73L72 115ZM179 113V112H178ZM185 113V112H184ZM218 113V112H217ZM220 113V112H219ZM37 114V113H36ZM66 114V115H65ZM88 115L87 117H84L83 119H82V121L80 122V123H77V120H78V118H79V116H81V115ZM198 114V113H197ZM201 114V113H200ZM190 115V114H189ZM191 115H192V113H191ZM70 116V117H69ZM122 116H124V115H122ZM201 116H202V114H201ZM76 117V118H75ZM83 117V116H82ZM11 118V119H10ZM19 119V120H14V119ZM131 118V117H130ZM126 119V118H125ZM124 119V120H125ZM197 119V118H196ZM120 120V119H119ZM261 121H263L262 120V117H261ZM260 121V122H261ZM128 122V121H127ZM109 123V122H108ZM184 123V122H183ZM39 124V125H38ZM40 124H42V125H40ZM179 124H182V123H179ZM186 125V124H185ZM117 126H118V124H117ZM180 126V125H179ZM156 127V126H155ZM164 127V126H163ZM118 128V127H117ZM161 128H162V126H161ZM169 128V127H168ZM125 129V128H124ZM157 129V128H156ZM179 129V128H178ZM12 130V129H11ZM113 130V129H112ZM115 130V132L117 133V131H116V129H114ZM130 130V129H129ZM163 130V129H162ZM261 130H262V128H261ZM155 131V130H154ZM160 132H162L161 130H159ZM158 131V132H159ZM177 131V130H176ZM114 132V131H113ZM112 132V133H113ZM115 132H114V134H115ZM169 132V131H168ZM110 133V132H109ZM170 133V132H169ZM169 133H167V134H169ZM185 133V132H184ZM117 134H119V133H117ZM155 134V133H154ZM161 133H159V135H160ZM258 134V133H257ZM70 135H75V142L77 143V144H80V143H85V145H86V148L85 149H88V158L87 159H85V160H87L86 162H87V164H89L90 166H91V171L89 172L90 174H89V180L88 181H90V182H92V184L94 185V186H96V189H90L91 191H90V193H86L85 192V190H84V187H83V183H82V181H80L79 180V177H78V173H77V169L75 170V168H73V165L71 164V162H70V160H69V158H68V156H67V154H66V152H65V144L64 143H66V141H65V138H67L68 139V137L70 136ZM112 135V134H111ZM110 135V136H111ZM120 135V134H119ZM159 135H156V136H159ZM184 135V134H183ZM258 135H261V134H258ZM165 136V135H164ZM167 136V135H166ZM169 136V135H168ZM171 136V135H170ZM28 137V138H29ZM154 138V137H153ZM171 138V137H170ZM245 138V137H244ZM74 139H73V141H74ZM128 140H130L129 138H127ZM169 139V138H168ZM179 139V138H178ZM259 139V138H258ZM264 139V138H263ZM37 140H35V141H37ZM170 140V139H169ZM40 141V140H39ZM143 141V140H142ZM157 141H159V140H157ZM164 141V140H163ZM260 141H263V140H260ZM169 142V141H168ZM178 142V141H177ZM39 143V142H38ZM41 143V142H40ZM39 143V144H40ZM76 143H75V146H76ZM159 143V142H158ZM160 143H161V141H160ZM159 143V144H160ZM252 143V142H251ZM38 144V145H39ZM142 144V143H141ZM164 144V143H163ZM258 144V143H257ZM33 145V144H32ZM102 145V144H101ZM100 145V146H101ZM176 145V144H175ZM181 145V144H180ZM33 146H35V145H33ZM32 146V147H33ZM80 146V145H79ZM103 146V145H102ZM102 146H101V152H102V155H103V157H104V159H105V161H106V163L109 165V167L110 168H112L113 170H115V171H117V172H119V173H121V174H123L125 177H127V179H129V181L131 182V185H132V187H133V189L136 191V192H138V193H140L141 195H143L144 197H145V199L148 201V203L151 205V207L168 223V224H170L171 226H173V227H176V228H179V229H181L182 231H184V229L182 228V226L179 224V222L177 223V221H178V216H177V220L175 221L174 219L175 218H173L172 219V216H169V215H172L171 213L173 212V210H172V212L171 213H169V212H166V209L164 210L162 207L164 206L161 202H162V200L160 201H158V195H156V193L154 192H152V189H148L149 187H146L145 186V184H140V182H137V180H135V179H133V177H132V174L133 173H131L132 171L131 170H128V168H127V166H126V168H122V166H120L121 164H119L120 162L118 161V163L116 162V161H112V160H110L106 155H105V153L103 152V148H102ZM245 147V146H244ZM40 148V147H39ZM167 148H170V147H167ZM187 148V147H186ZM37 149V148H36ZM140 149V148H139ZM39 150H41V149H39ZM73 150V149H72ZM78 150V149H77ZM77 150H76V152H77ZM83 150V149H82ZM141 150V149H140ZM187 151V150H186ZM185 151V152H186ZM80 152V151H79ZM262 152V151H261ZM37 153V152H36ZM38 153H39V151H38ZM37 153V154H38ZM142 153V152H141ZM159 153V152H158ZM170 153V152H169ZM204 153V152H203ZM76 154V153H75ZM151 154V153H150ZM175 154V153H174ZM187 154V153H186ZM143 155H144V152H143ZM148 155V154H147ZM169 156V155H168ZM81 157V156H80ZM142 157V156H141ZM122 158V157H121ZM121 158H120V160H121ZM150 158V157H149ZM142 159V158H141ZM151 159V158H150ZM175 159V158H174ZM177 159V158H176ZM43 160H45L44 158H43ZM129 160V159H128ZM131 160V159H130ZM134 160V159H133ZM164 160V159H163ZM167 161V160H166ZM171 161H173V160H171ZM39 162H40V157H39ZM132 162V161H131ZM150 162V161H149ZM205 162V161H204ZM133 163H135L134 161H133ZM132 163V164H133ZM151 163V162H150ZM174 162H172V164H173ZM131 164V165H132ZM154 164V163H153ZM170 164V163H169ZM179 164V163H178ZM136 165V164H135ZM145 165H147V164H145ZM87 166V165H86ZM144 166V165H143ZM150 166V165H149ZM152 166V165H151ZM180 166V165H179ZM43 167V166H42ZM88 167V166H87ZM134 168H135V166H133ZM154 167V166H153ZM169 167V166H168ZM262 167V166H261ZM85 168V167H84ZM46 169V168H45ZM130 169V168H129ZM136 169H138V168H136ZM136 169H134V170H136ZM84 171V170H83ZM264 171V170H263ZM135 172V171H134ZM137 172V171H136ZM260 172V171H259ZM161 173H162V171H161ZM178 173V172H177ZM54 174V175H53ZM260 174H262V173H260ZM264 175V174H263ZM52 176H54V178L52 179ZM85 176V175H84ZM137 176V175H136ZM136 176H135V178H136ZM152 176V175H151ZM178 176V175H177ZM254 176V175H253ZM83 177V176H82ZM255 177V176H254ZM138 178V177H137ZM156 178V177H155ZM161 178V177H160ZM164 178V177H163ZM83 179V178H82ZM146 179V178H145ZM162 179V178H161ZM178 179V178H177ZM254 179V178H253ZM148 180V179H147ZM165 180V179H164ZM180 180V179H179ZM55 181V180H54ZM57 181V180H56ZM56 181H55V183H56ZM141 181V180H140ZM146 181V180H145ZM159 181V180H158ZM262 181V180H261ZM48 182V181H47ZM147 182V181H146ZM160 182V181H159ZM168 182V181H167ZM40 183V182H39ZM59 183V182H58ZM89 183V182H88ZM156 183V182H155ZM160 183H162V182H160ZM164 183V182H163ZM261 183V182H260ZM42 184V183H41ZM157 184V183H156ZM51 186H52V183L50 184ZM147 185V184H146ZM56 186L57 185H55V188H56ZM93 186V187H94ZM161 186V185H160ZM43 188H44V186H43ZM52 188V187H51ZM53 188H54V185H53ZM157 188V187H156ZM57 190H58V187L56 188ZM62 189V188H61ZM65 189V190H66ZM108 189V188H107ZM64 190V191H65ZM66 190V191H67ZM153 190H155V188L153 189ZM59 191V190H58ZM57 191V192H58ZM61 191V190H60ZM89 191V190H88ZM100 191H102L101 189H100ZM110 191V190H109ZM155 191H157V190H155ZM44 192V191H43ZM56 192V191H55ZM172 192V191H171ZM175 192H177V191H175ZM45 193V192H44ZM101 193V192H100ZM158 193H160V192H158ZM166 193H167V191H166ZM170 193V192H169ZM262 193V192H261ZM260 193V194H261ZM53 194H54V192H53ZM61 194V193H60ZM59 194V195H60ZM66 194V193H65ZM98 194H99V192H98ZM111 194V193H110ZM113 195V194H112ZM164 195V194H163ZM162 195V196H163ZM166 195V194H165ZM57 196V195H56ZM62 196V195H61ZM114 196H116V194L114 195ZM173 196V195H172ZM54 197V196H53ZM66 197H67V195H66ZM117 197V196H116ZM261 197V196H260ZM55 198V197H54ZM102 198V197H101ZM114 198V197H113ZM118 198H120V197H117V200H118ZM163 198H164V196H163ZM180 198V197H179ZM48 199V198H47ZM52 199V198H51ZM92 199H93V201H92ZM96 199V198H95ZM170 199V198H169ZM173 199V198H172ZM184 199V198H183ZM113 200H115V199H113ZM178 200V199H177ZM180 200V199H179ZM48 201V200H47ZM70 201H69V203H70ZM96 201H97V199H96ZM165 201V200H164ZM170 201V200H169ZM183 201V200H182ZM181 201V202H182ZM93 202V203H92ZM99 202V201H98ZM159 202L161 203V206H160V204H159ZM48 203V202H47ZM193 203V202H192ZM261 203H263L262 201H261ZM66 204H67V202H66ZM104 204V203H103ZM168 204V203H167ZM176 204V203H175ZM185 204V203H184ZM71 205H69V206H71ZM98 205V206H97ZM178 205V204H177ZM186 205V204H185ZM197 205V204H196ZM264 205V204H263ZM68 206V205H67ZM68 206V207H69ZM166 206H168V205H166ZM244 206V205H243ZM111 207V206H110ZM170 207V206H169ZM175 207V206H174ZM173 207V208H174ZM185 207H187V205L185 206ZM191 207H192V205H191ZM237 207V206H236ZM262 207V206H261ZM66 208V207H65ZM100 208V207H99ZM177 208H178V206H177ZM244 208V207H243ZM175 209V208H174ZM190 209V208H189ZM245 209V208H244ZM65 210H67V209H65ZM112 210H114L113 208H112ZM118 210V209H117ZM185 210V209H184ZM192 210V209H191ZM237 210H239V209H237ZM241 210V209H240ZM69 211H70V209H69ZM99 211H102L101 210V208H100V210ZM182 211V210H181ZM190 211V210H189ZM196 211H197V209H196ZM195 211V212H196ZM228 211H230V210H228ZM120 212H122V211H120ZM184 212V211H183ZM183 212H181V213H183ZM244 212V211H243ZM63 213H65V212H63ZM67 213V212H66ZM74 213V214H75ZM102 213V212H101ZM101 213H99L100 215H101ZM169 215H168V214ZM177 213H180V212H177ZM122 214V213H121ZM185 214V213H184ZM187 214H189V213H186V215ZM196 214V213H195ZM236 214V213H235ZM114 215V214H113ZM123 215V214H122ZM228 215V214H227ZM229 215H230V213H229ZM237 215V214H236ZM65 217H67L66 216V214L64 215ZM115 216V215H114ZM180 216V215H179ZM184 216V215H183ZM198 216V215H197ZM197 216H195L196 218H197ZM71 217H72V215H71ZM112 217V216H111ZM171 217V218H170ZM187 217V216H186ZM201 217V216H200ZM199 217V218H200ZM230 217V216H229ZM228 217V218H229ZM235 217V216H234ZM124 218V219H125ZM195 218V219H196ZM198 218V219H199ZM231 218V217H230ZM229 218V219H230ZM66 219V218H65ZM68 219V218H67ZM180 219V218H179ZM183 219V218H182ZM186 219V218H185ZM69 220V219H68ZM73 220H74V217H73ZM77 220V219H76ZM80 220H82V221H80ZM106 220V219H105ZM127 220V219H126ZM184 220V219H183ZM232 220H234L233 218H232ZM236 220V219H235ZM119 221V220H118ZM186 221V220H185ZM198 221V220H197ZM75 222V221H74ZM102 222H103V225H102ZM107 222V221H106ZM181 222H182V220H181ZM215 222V221H214ZM236 222V221H235ZM238 222V221H237ZM89 223V224H88ZM190 223H192V222H189V224ZM194 223H196L197 224V222H194ZM199 225H200V220H199ZM79 224V223H78ZM86 224V225H85ZM107 224V223H106ZM187 224V223H186ZM72 225V224H71ZM80 225V224H79ZM78 225V226H79ZM90 225V226H89ZM183 225V224H182ZM215 225V224H214ZM75 226V225H74ZM184 227H185V225H183ZM192 226V225H191ZM194 226H196V225H194ZM198 226V225H197ZM196 226V227H197ZM71 227H73V226H71ZM90 227H91V229H90ZM111 227V226H110ZM209 227V226H208ZM207 227V228H208ZM74 228V227H73ZM76 228V227H75ZM192 228V227H191ZM210 228V227H209ZM212 228V227H211ZM137 229V230H138ZM152 229V230H151ZM114 230V229H113ZM124 230V229H123ZM132 230V229H131ZM134 230H136V229H134ZM213 230V229H212ZM115 231V230H114ZM190 231V230H189ZM206 231V230H205ZM208 231H210V230H208ZM132 232V231H131ZM136 232V234L138 233L139 234V232H137V231H135ZM153 232V233H154ZM186 234H187V236L189 237V239L191 240V242L193 243V245L196 247V248H198L199 250H201V251H203V253H205V255L209 258V260H210V262H211V264H214L213 262L214 261H216L217 259H213L210 255L211 254H209L208 252H209V250L210 249H212V246H211V248L210 249H208V252L206 251V248H204V250L201 248L202 247V244L201 243H198V244H200L201 245V247L200 246H198L197 244H196V241L195 240H193L192 238H191V236L189 235V233H188V229H187V231L185 230L184 231ZM79 233V232H78ZM119 233H120V231H119ZM157 233V234H158ZM191 233V232H190ZM192 233H194V232H192ZM198 233V232H197ZM202 233V232H201ZM215 233V232H214ZM84 234V233H83ZM112 234V233H111ZM114 234H115V232H114ZM134 234V233H133ZM143 233H141V235H142ZM146 234V233H145ZM203 234V233H202ZM151 235V234H150ZM191 235H193V234H191ZM195 236L196 235H198V234H194ZM193 235V236H194ZM200 235V234H199ZM212 235V234H211ZM210 235V236H211ZM242 235V234H241ZM78 236H80V235H78ZM86 236V235H85ZM143 236V235H142ZM141 236V237H142ZM145 236V235H144ZM143 236V237H144ZM154 236V235H153ZM202 236V235H201ZM201 236H196V238H199V239H201L200 237ZM244 236V235H243ZM68 237V236H67ZM89 237H87L86 236V238H89ZM95 237V238H94ZM142 237V238H143ZM251 237V236H250ZM132 238V237H131ZM76 239V238H75ZM116 239V238H115ZM134 239V238H133ZM146 239V238H145ZM154 239V238H153ZM160 239H162V238H160ZM159 239V240H160ZM165 239H167V238H165ZM169 239L170 238H168L167 240L169 241ZM198 239V240H199ZM210 239V238H209ZM80 240V239H79ZM151 240V239H150ZM150 240H148V241H150ZM156 240H157V237H156ZM164 240V239H163ZM162 240V241H163ZM197 240V239H196ZM62 241V240H61ZM87 241V240H86ZM87 241V242H88ZM147 241V240H146ZM146 241H144V243L146 242ZM158 241V240H157ZM173 241V240H172ZM199 241H201V240H199ZM202 241H203V239H202ZM120 242V241H119ZM159 242V241H158ZM165 242H167V241H165ZM164 242V243H165ZM60 243V242H59ZM67 243V242H66ZM150 243V242H149ZM163 243V242H162ZM170 243V245H171V242H169ZM173 243L174 242H172V245H171V248H172V246H174V245H176L175 243H174V245H173ZM213 243V242H212ZM255 243H257V242H255ZM42 244H43V242H42ZM41 244V245H42ZM90 244V243H89ZM116 244V243H115ZM146 244H148V243H146ZM145 244V245H146ZM160 244H161V241H160ZM211 244V243H210ZM251 244H253V243H251ZM87 245V244H86ZM118 245V244H117ZM121 245V244H120ZM151 245H152V243H151ZM150 245V246H151ZM156 245H157V243H156ZM169 245V244H168ZM215 245V244H214ZM219 245V244H218ZM44 246V245H43ZM77 246V245H76ZM142 246H144V245H142ZM147 246V245H146ZM149 246V245H148ZM154 246V245H153ZM163 246V245H162ZM166 246V245H165ZM177 246V245H176ZM175 246V247H176ZM217 246V245H216ZM91 247V246H90ZM92 247H93V245H92ZM115 247V246H114ZM136 247V246H135ZM145 247V246H144ZM144 247H142V248H144ZM164 247V246H163ZM73 248V247H72ZM71 248V249H72ZM83 248V247H82ZM124 248V247H123ZM134 248V247H133ZM160 248H162V247H160ZM165 248V247H164ZM169 248V247H168ZM177 248V247H176ZM176 248H175V251H176ZM218 248V247H217ZM243 248H245V247H243ZM75 249V248H74ZM86 249H88V248H86ZM89 249H91V248H89ZM137 249V248H136ZM146 249V248H145ZM170 249V248H169ZM174 249V248H173ZM64 250V249H63ZM180 250V249H179ZM212 250H214V248L212 249ZM71 251H73V250H71ZM75 251V250H74ZM87 251V250H86ZM118 251V250H117ZM158 251V250H157ZM174 251V250H173ZM184 251V252H183ZM251 251V250H250ZM253 251V250H252ZM152 252H153V250H152ZM178 252H180V251H178ZM212 252V251H211ZM220 252V251H219ZM222 252V251H221ZM79 253V252H78ZM140 253V252H139ZM146 253V252H145ZM148 253V252H147ZM150 253V252H149ZM158 253V252H157ZM161 253V252H160ZM170 253H171V251H170ZM174 253V252H173ZM177 253V252H176ZM214 253H215V251H214ZM218 253V252H217ZM252 253V252H251ZM96 254V253H95ZM122 254H124V253H122ZM150 254H152V253H150ZM175 254V253H174ZM213 254V253H212ZM220 254V253H219ZM235 254L237 255V252H235ZM235 254L233 255V256H235ZM247 254H250V253H247ZM255 254H257L258 255V253H255ZM144 255V254H143ZM155 255V254H154ZM172 255V254H171ZM183 255V254H182ZM181 255V256H182ZM250 255H253V254H250ZM250 255H249V257H250ZM67 256H69V255H67ZM83 256V255H82ZM93 256H95V255H93ZM119 256V257H118ZM138 256V255H137ZM141 256V255H140ZM146 256H147V254H146ZM149 256V255H148ZM174 256V255H173ZM177 256V255H176ZM187 256V257H188ZM213 256H216L217 258H218V256H217V254L216 255H213ZM241 256V255H240ZM244 256H245V258L246 259H242V260H246V261H248V257H247V255L246 254H244ZM244 256H243V258H244ZM80 257H81V255H80ZM144 257V256H143ZM150 257V256H149ZM156 257V256H155ZM172 257V256H171ZM220 257H222V255H220ZM237 257V256H236ZM236 257H231V258H235L236 259ZM256 257V256H255ZM254 257V258H255ZM152 258H154V257H152ZM151 258V259H152ZM176 259L178 258V256L177 257H175ZM175 258H174V260H175ZM180 258V257H179ZM225 258V257H224ZM240 257H238L237 259H239ZM250 258H252L253 259V257H250ZM62 259V258H61ZM72 259V258H71ZM84 259V258H83ZM82 259V260H83ZM97 259V258H96ZM124 259V258H123ZM142 259V258H141ZM154 259H156V258H154ZM154 259H153V261H154ZM159 259V258H158ZM162 259V258H161ZM165 259V258H164ZM163 259V260H164ZM172 259V258H171ZM183 259V258H182ZM187 259H189V258H187ZM219 259V258H218ZM223 259V258H222ZM236 259V260H237ZM251 259V260H252ZM258 259V258H257ZM73 260V259H72ZM92 260H94V259H92ZM100 260V259H99ZM192 260H190V262L192 261ZM234 261L233 262V260H232V264H243V263H246L245 261H240V260H237V261ZM1 261V260H0ZM10 261V260H9ZM21 261V260H20ZM68 261V260H67ZM122 261V262H121ZM161 261V260H160ZM159 261V262H160ZM168 261V260H167ZM176 261V260H175ZM194 261H192V262H194ZM218 261V260H217ZM220 259H219V263H220ZM223 261H225V260H223ZM262 261V260H261ZM12 262V261H11ZM24 262V261H23ZM96 262H98V261H96ZM177 262V261H176ZM181 262V261H180ZM183 262V261H182ZM189 262V261H188ZM10 263V262H9ZM65 263V262H64ZM71 263H72V261H71ZM75 263V262H74ZM73 263V264H74ZM80 263H81V261H80ZM129 264V261H125L124 262V264ZM169 263V262H168ZM184 264H185V261L183 262ZM247 263H249V262H247ZM250 263H251V261H250ZM254 263V262H253ZM8 264V263H7ZM78 264V263H77ZM94 264V263H93ZM145 264V263H144ZM157 264H158V262H157ZM160 264V263H159ZM173 264H175L174 263V261H173ZM177 264V263H176ZM190 264V263H189ZM221 264H222V262H221ZM252 264V263H251Z\"/></svg>","mask_w":264,"mask_h":264},{"label":"water","instance_id":"3","mask_svg":"<svg viewBox=\"0 0 264 264\" xmlns=\"http://www.w3.org/2000/svg\"><path fill=\"white\" fill-rule=\"evenodd\" d=\"M83 2V0H77L73 6L65 12V14L60 18L59 20V26L63 32V34L65 35L66 38V43H67V49H68V53L71 59V63L72 66L74 68V71L81 83V86L87 96V99L90 103L92 112H93V134L91 135L92 139H93V146H94V151L97 157V160L101 166V168L103 169V171L113 180H115L116 182H118L121 187H123V189L125 190V192L134 200H136L137 202L140 203V205L144 208V210L153 218V220L165 231L177 236L178 238L181 239L183 245L187 248V250L193 254L194 256H196L197 258H199L201 260V262L203 264H211L209 258L205 255V253H203V251L199 250L198 248H196L193 243L191 242V240L189 239V237L187 236V234L182 231L179 228L173 227L170 224H168L152 207L151 205L148 203V201L145 199V197L143 195H141L140 193L136 192L132 185L131 182L129 181V179H127V177H125L123 174L113 170L112 168L109 167V165L106 163L102 152H101V147H100V139H99V130H100V112H99V108L97 106V103L95 101V98L93 96V94L91 93V90L89 89V86L87 85V82L85 81L83 74L79 68V65L77 63L76 57H75V52H74V48H73V43H72V39H71V34L67 28V21L69 19V17L78 9V7L81 5V3ZM2 125H6V126H26V125H31L30 123H0V126ZM39 125V124H38ZM42 125V124H40ZM48 132L51 141L53 143V146L57 152V155L59 157V160L61 162V165L70 181V184L83 208V211L92 227V230L95 234V237L99 243V245L101 246L104 255L108 261L109 264H115V262L113 261V258L103 240V237L91 215V212L89 211V208L87 207V204L83 198V195L81 194V191L79 190V187L60 151V149L58 148V145L50 131V129L48 127H46L45 125H42Z\"/></svg>","mask_w":264,"mask_h":264},{"label":"clouds","instance_id":"4","mask_svg":"<svg viewBox=\"0 0 264 264\" xmlns=\"http://www.w3.org/2000/svg\"><path fill=\"white\" fill-rule=\"evenodd\" d=\"M228 7L233 13L240 11L241 9L240 0H230ZM254 18L257 21H264V12L262 11L255 12ZM214 39H215L214 34L209 30H205V31L200 32L197 36L191 38L189 43H190V46L193 49H195V51L203 54L204 52L208 51L209 46H210L209 42ZM185 46L187 47L189 45H185ZM214 51L217 54V56L223 55V51L220 48H215Z\"/></svg>","mask_w":264,"mask_h":264}]
</instances>
